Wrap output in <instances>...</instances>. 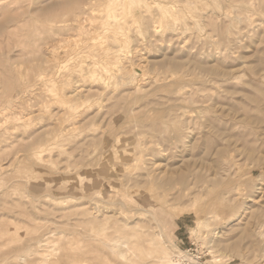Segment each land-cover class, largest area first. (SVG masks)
Wrapping results in <instances>:
<instances>
[{
    "label": "rangeland",
    "instance_id": "obj_1",
    "mask_svg": "<svg viewBox=\"0 0 264 264\" xmlns=\"http://www.w3.org/2000/svg\"><path fill=\"white\" fill-rule=\"evenodd\" d=\"M156 236L264 264V0H0V264Z\"/></svg>",
    "mask_w": 264,
    "mask_h": 264
},
{
    "label": "bare ground",
    "instance_id": "obj_2",
    "mask_svg": "<svg viewBox=\"0 0 264 264\" xmlns=\"http://www.w3.org/2000/svg\"><path fill=\"white\" fill-rule=\"evenodd\" d=\"M87 3V2H85ZM77 12V11H76ZM64 22V21H63ZM109 47V46H108ZM123 63V62H122ZM124 65V64H123ZM115 67V66H114ZM111 71V70H110ZM113 71V70H112ZM121 77H119L118 79H120ZM124 78V77H123ZM107 82V81H106ZM109 82V81H108ZM106 85V84H105ZM118 85V84H116ZM137 90V89H136ZM113 93V92H112ZM72 94V92H71ZM71 98V96H70ZM72 99V98H71ZM70 103V102H69ZM68 131V130H67ZM230 136H233V135H230ZM232 138V137H231ZM235 138V135L234 137ZM232 138V139H233ZM239 138V137H238ZM236 140V139H235ZM241 142V141H240ZM229 143V142H228ZM236 143V142H235ZM238 144H241V143H237ZM243 147V146H242ZM145 238V237H144ZM146 239V238H145ZM142 240V239H141ZM150 240V239H149ZM161 239L156 236L155 238L152 239V248L150 249L151 253H155L158 257H159V262L158 264H172L171 263V258L169 257V254L166 252V250L163 248L162 244H161ZM133 243V241H131ZM138 243V242H136ZM134 243V244H136ZM133 244V245H134ZM132 245V244H131ZM137 245V244H136ZM139 246V245H137ZM141 246V245H140ZM132 248V247H131ZM134 248H137L136 246H134ZM134 250V249H133ZM145 252V251H144ZM173 260V259H172ZM44 262V261H43ZM173 262V261H172Z\"/></svg>",
    "mask_w": 264,
    "mask_h": 264
}]
</instances>
